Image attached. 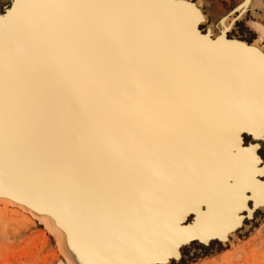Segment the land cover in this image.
I'll list each match as a JSON object with an SVG mask.
<instances>
[{
    "label": "snow or ice",
    "instance_id": "snow-or-ice-1",
    "mask_svg": "<svg viewBox=\"0 0 264 264\" xmlns=\"http://www.w3.org/2000/svg\"><path fill=\"white\" fill-rule=\"evenodd\" d=\"M202 20L191 0H16L0 17V183L82 264H167L264 207V53Z\"/></svg>",
    "mask_w": 264,
    "mask_h": 264
},
{
    "label": "rangeland",
    "instance_id": "rangeland-1",
    "mask_svg": "<svg viewBox=\"0 0 264 264\" xmlns=\"http://www.w3.org/2000/svg\"><path fill=\"white\" fill-rule=\"evenodd\" d=\"M6 1H11L12 4L16 2V0H2V5L7 3ZM223 2L227 7H231L232 0H223ZM254 21L262 24L264 28V23L259 20ZM247 22L248 19L237 22V32L232 33L246 40L254 38L257 33ZM251 212L253 214L254 210ZM261 214V210L257 211L256 217ZM257 219H252L254 225L234 244L224 247H215L212 244L205 246L204 255L196 253L182 264H264V214L260 220ZM246 224L249 226L250 221L246 220ZM196 247L204 246L196 245ZM208 251H211V254ZM187 253L186 250L185 254ZM0 264L67 263L43 226L20 208L0 202Z\"/></svg>",
    "mask_w": 264,
    "mask_h": 264
},
{
    "label": "water",
    "instance_id": "water-1",
    "mask_svg": "<svg viewBox=\"0 0 264 264\" xmlns=\"http://www.w3.org/2000/svg\"><path fill=\"white\" fill-rule=\"evenodd\" d=\"M7 2V1H6ZM197 8L200 10L203 20L198 25V32L201 36H207L208 30H211V37L213 39L224 36L226 40L235 41L237 43L245 45L247 48L255 49L259 53H264V41H260L256 46L252 47L251 45L258 39L257 35L251 40H246L240 35L233 34V31L237 32V22L243 19H254L259 20L264 23V9L259 8H248L241 17L240 10L236 9L237 0H232L231 7H227L223 0H191ZM0 17L5 16L9 10H11L12 3L11 1L2 5V0H0ZM223 21V23H221ZM224 29H227L225 32ZM249 134H245L247 136ZM257 138L253 137L252 140ZM252 140L248 142L247 145L242 146H251ZM260 143L259 141H257ZM259 153V149H257ZM261 160H264V156L260 157ZM264 166V165H261ZM13 189L0 183V202L7 203L10 206L20 208L21 210L28 213L32 218L36 220L38 224L43 226V228L51 235L55 245L59 252L61 253L63 259L67 264H82L79 254L73 247V242H70L68 237L67 230L61 226L57 218L48 213L37 210L38 202H33L29 204L25 202V198L22 195L13 196L9 194ZM251 196V192L247 193ZM248 209L254 210L251 216H248L247 210L241 212L240 215L243 217L241 221L237 224L236 227L230 229L225 233V238L221 239L219 235H210L206 239L196 238L191 239L187 243L181 244L178 248L179 257H169L167 264H182L187 261L190 256L195 255L196 253H204L205 246L213 245L215 247H224L234 244L236 241L240 240L241 236L245 234L246 231L254 225L252 219L260 220L264 214V207H254V202L249 200ZM206 211V207L203 209ZM261 210L262 214L259 217H256L257 211ZM189 216L192 217V220L188 223H193L195 221V213H189ZM187 220V217H185ZM246 220L250 221V225L246 224ZM188 223L181 221L183 227H187ZM196 245H203V248H198ZM187 250V254L185 251ZM211 254V251H208Z\"/></svg>",
    "mask_w": 264,
    "mask_h": 264
},
{
    "label": "bare ground",
    "instance_id": "bare-ground-1",
    "mask_svg": "<svg viewBox=\"0 0 264 264\" xmlns=\"http://www.w3.org/2000/svg\"><path fill=\"white\" fill-rule=\"evenodd\" d=\"M246 0H237V6L236 9L240 10L241 14L239 17L242 16V14H244V12H246V10L250 7V8H259V9H264V4H259V5H253L250 4L248 5L247 8H242L241 5L245 4ZM264 11V10H263ZM264 14V13H263ZM251 28L256 31L258 33V39L251 45L252 47L256 46L258 42L260 41H264V28L258 24V23H254L251 22L250 23ZM254 202V201H253ZM255 205V204H254Z\"/></svg>",
    "mask_w": 264,
    "mask_h": 264
},
{
    "label": "crops",
    "instance_id": "crops-1",
    "mask_svg": "<svg viewBox=\"0 0 264 264\" xmlns=\"http://www.w3.org/2000/svg\"><path fill=\"white\" fill-rule=\"evenodd\" d=\"M246 4L247 5H250V4H253V5L264 4V0H247Z\"/></svg>",
    "mask_w": 264,
    "mask_h": 264
},
{
    "label": "flooded vegetation",
    "instance_id": "flooded-vegetation-1",
    "mask_svg": "<svg viewBox=\"0 0 264 264\" xmlns=\"http://www.w3.org/2000/svg\"><path fill=\"white\" fill-rule=\"evenodd\" d=\"M251 22H254V23H258V22H256V21H254V20H248V22H247V24L250 26V23ZM259 24V23H258ZM261 26H263L262 24H260ZM250 28H251V26H250ZM252 29V28H251ZM253 30V29H252ZM254 31V30H253ZM256 32V31H255ZM257 33V32H256ZM257 37H258V33H257Z\"/></svg>",
    "mask_w": 264,
    "mask_h": 264
}]
</instances>
